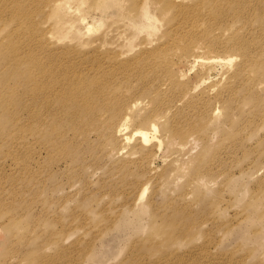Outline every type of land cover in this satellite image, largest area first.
<instances>
[{
    "label": "bare ground",
    "instance_id": "obj_1",
    "mask_svg": "<svg viewBox=\"0 0 264 264\" xmlns=\"http://www.w3.org/2000/svg\"><path fill=\"white\" fill-rule=\"evenodd\" d=\"M76 1L75 8L69 0L51 1L44 14L52 20L54 31L48 25L47 30L32 32L33 25L37 26L33 13L13 12L11 30L0 40V98L16 108L22 180L41 184L38 179L43 177L55 179L52 174L60 166L70 172L78 166L95 170L105 159V175L111 168L109 176L117 181L119 174L118 181L134 190L132 203L141 202L145 178L132 181V167H139L135 172L144 169L163 177L164 170L159 173L156 168L166 162L170 146L205 141L204 131L217 117L221 103L228 117L234 110L244 113L245 108L256 116L264 112V97L254 89L262 86L264 92V0H133L141 30L153 28L157 21L150 6L173 15L159 36L131 44L124 51L120 50L122 39L81 43L83 34L73 28L72 21H64L85 1L93 7L120 8L124 14V0ZM6 5L0 1V19L7 15ZM251 17L259 28H253ZM81 21L86 23L85 35L97 30L91 19ZM203 22L207 24L199 27ZM68 34L76 39L73 46L64 42ZM219 51L232 55H200ZM177 62L194 69L197 84L180 82L183 75L173 68ZM200 86L202 91L196 92ZM237 93L241 96L232 99ZM137 96L144 97L140 103L134 101ZM138 104L144 111L139 122L132 115ZM4 120L3 126H8V114ZM229 132L228 152H243L245 133L239 127ZM256 153L264 163V142ZM218 157L221 152L203 146L190 167L194 182L219 166ZM133 207L135 212L143 208ZM200 213L206 218L207 209L203 206ZM184 219L182 214L176 217L173 231ZM155 253L161 257L151 264H172L166 251Z\"/></svg>",
    "mask_w": 264,
    "mask_h": 264
},
{
    "label": "rangeland",
    "instance_id": "obj_2",
    "mask_svg": "<svg viewBox=\"0 0 264 264\" xmlns=\"http://www.w3.org/2000/svg\"><path fill=\"white\" fill-rule=\"evenodd\" d=\"M0 1L8 3L3 8L7 15L0 19V40L11 30V14L16 11L19 15L24 9L32 12L37 22L32 32L47 30L48 25L54 31L52 20L44 14L52 0H47V5L46 0ZM75 2L69 0L70 6L75 8ZM101 7L90 6L85 1L80 10L64 21H72L73 28L83 34L81 43L122 39V51L131 44L159 36L173 15L172 11L161 14V8L150 6V14L157 21L153 28L141 30L140 18L134 16L133 0H124V14L119 7L117 10ZM83 17L95 22V32L84 34ZM45 20L48 22L41 27ZM251 20L253 28H259L252 17ZM206 24L200 23L199 27ZM75 41L71 34L64 39L69 46ZM134 52L135 48L131 53ZM200 55L224 58L232 52H201ZM173 68L182 73V84L198 83L194 69L187 63L177 62ZM202 89L200 86L196 92ZM254 89L264 97L262 86ZM239 96L237 93L232 99ZM142 98L137 96L134 101L140 103ZM2 101L0 264H151L160 256L155 253L157 250L166 251L172 264H264V163L256 153V147L264 142V112L256 116L245 108L244 113L234 110L228 117L221 103L217 117L204 131L205 141L195 144L183 141L170 146L166 162L156 168L159 173L164 170L163 177L144 169L142 173L135 172L139 167H132V181L145 178L141 184L145 188L142 201L132 203L134 190L130 184L118 181L119 174L116 173L117 181L114 175L109 176L111 168L105 175V159L95 170L78 166L70 172L60 166L52 174L57 176L55 179L43 177L38 179L41 184L22 180L16 108ZM141 107L138 104L132 108L133 119L138 122L144 115ZM7 114L10 122L3 126ZM237 127L245 133L246 147L243 152L235 149L229 153L226 136ZM257 138L263 141L257 143ZM203 146L221 152L222 157L215 161L221 163L212 167V172L201 181L194 182L190 167ZM134 204L142 206V210L135 212ZM203 206L207 209L206 218L199 215ZM181 214L185 219L181 224L177 222L173 231V223ZM167 241L170 243L165 248Z\"/></svg>",
    "mask_w": 264,
    "mask_h": 264
}]
</instances>
